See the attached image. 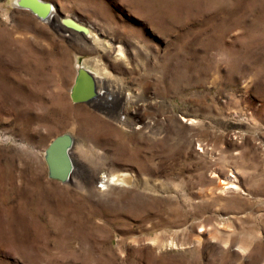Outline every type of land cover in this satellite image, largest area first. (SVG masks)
I'll list each match as a JSON object with an SVG mask.
<instances>
[{"label":"rangeland","instance_id":"obj_1","mask_svg":"<svg viewBox=\"0 0 264 264\" xmlns=\"http://www.w3.org/2000/svg\"><path fill=\"white\" fill-rule=\"evenodd\" d=\"M43 1L56 20L0 0V264H264V0ZM83 64L121 88L107 110L71 101ZM62 133L74 169L132 181L49 178Z\"/></svg>","mask_w":264,"mask_h":264},{"label":"bare ground","instance_id":"obj_2","mask_svg":"<svg viewBox=\"0 0 264 264\" xmlns=\"http://www.w3.org/2000/svg\"><path fill=\"white\" fill-rule=\"evenodd\" d=\"M53 7V5H52ZM57 18V14H56V10L53 7V9H51L48 12V16L42 20V21H46L47 23L54 21V19L56 20ZM66 18V17H65ZM68 18V17H67ZM76 21V24H78L79 26H86V29L83 30L82 32H80V30L78 29H74L72 27H70L67 23H59L58 28L68 31L70 36H72L73 40H77L79 37H84L85 39H87L89 41V44L91 45L92 48H99L107 53H115V57H117L118 59H123L125 58L123 50L121 48L120 45H116L113 42H109L106 40H102L92 29L90 26L88 25H84L82 24L79 20H74ZM61 24V25H60ZM83 41V40H82ZM80 43V42H79ZM88 44V45H89ZM83 67H86L87 69H89L88 66H86L85 64H83ZM77 74V70L75 71ZM75 74V76H76ZM93 78H94V84H95V95L92 99H90L89 101H87L86 103L90 104L91 106H96L97 108L100 109H106L105 105L107 106V103L113 99V97H121L122 95V91L121 88L118 86H112V84L110 83L109 80V73L107 71V68H101V72L100 73H94L92 72ZM75 76L73 77V82L75 80ZM69 83V82H68ZM71 86V85H70ZM120 88V89H118ZM71 89V87H70ZM69 95H70V91H69ZM131 99V98H130ZM130 99L128 98V96L123 97L122 101L119 103L121 105L120 106V110H116L117 113H115V115H113V119L117 120L118 123H120L123 127H126L127 129H133V125H135V122L133 120L128 119L127 117L123 116V113L121 111H125L124 113L126 114L130 109L134 110V109H142L145 104L144 102L141 103H131ZM107 110V109H106ZM114 111V112H116ZM136 111V110H135ZM134 112V111H133ZM113 113L111 112V114H108L109 117L112 115ZM96 116L95 114H90V121L88 119L87 124L91 127L90 131L92 132H98V133H91V135H97L100 133L99 131V122L97 121V119L93 116ZM97 117V116H96ZM84 122V121H83ZM90 122V123H89ZM142 128L146 129L147 131L152 129V126L149 123H145L143 122V125H141ZM98 138V136H97ZM79 148V147H77ZM79 150V149H77ZM73 152L72 148L70 149V153ZM73 154V153H72ZM71 154V155H72ZM73 156V155H72ZM79 171L78 168L74 169V163H73V169L72 172L70 174V179L71 176H82L83 178V183H85V185H89L90 187H92V184L94 182V176H101L99 177V179L101 180V182L103 183H107L112 184L117 182L118 180H122L125 183H130L131 180V175L129 173H122V174H105V172H100L98 169H94L92 171H88L85 173H81ZM103 176H111V177H103ZM81 178V179H82ZM229 181H233V180H229ZM79 182V181H77ZM231 187H235V185L231 184Z\"/></svg>","mask_w":264,"mask_h":264},{"label":"water","instance_id":"obj_3","mask_svg":"<svg viewBox=\"0 0 264 264\" xmlns=\"http://www.w3.org/2000/svg\"><path fill=\"white\" fill-rule=\"evenodd\" d=\"M21 8L28 9L38 19L44 20L48 12L53 9L52 4L43 0H16ZM65 23L74 29L85 30L70 18ZM95 95V84L92 72L83 66L77 67V74L70 89V99L74 103H83ZM73 140L70 134L62 133L54 136L44 149V160L47 166L48 177L60 182H67L73 169L70 149Z\"/></svg>","mask_w":264,"mask_h":264},{"label":"snow or ice","instance_id":"obj_4","mask_svg":"<svg viewBox=\"0 0 264 264\" xmlns=\"http://www.w3.org/2000/svg\"><path fill=\"white\" fill-rule=\"evenodd\" d=\"M101 187H103V185H101Z\"/></svg>","mask_w":264,"mask_h":264}]
</instances>
